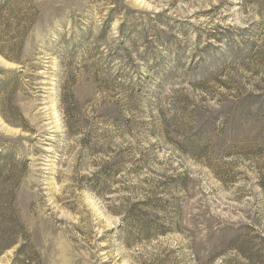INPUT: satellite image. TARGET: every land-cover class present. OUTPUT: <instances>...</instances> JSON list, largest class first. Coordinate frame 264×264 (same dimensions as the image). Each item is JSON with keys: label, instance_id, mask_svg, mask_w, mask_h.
<instances>
[{"label": "rangeland", "instance_id": "374dc122", "mask_svg": "<svg viewBox=\"0 0 264 264\" xmlns=\"http://www.w3.org/2000/svg\"><path fill=\"white\" fill-rule=\"evenodd\" d=\"M0 3L4 41L32 20L0 54L30 257L264 264V0Z\"/></svg>", "mask_w": 264, "mask_h": 264}, {"label": "trees", "instance_id": "16d2710c", "mask_svg": "<svg viewBox=\"0 0 264 264\" xmlns=\"http://www.w3.org/2000/svg\"><path fill=\"white\" fill-rule=\"evenodd\" d=\"M4 6L6 3H0V11L3 10ZM15 19L16 29L24 31L13 32L15 35L5 41L2 38L3 34L0 33V43L3 41L13 47L7 51L0 48V54L7 60L16 63L19 61L20 47L27 32L25 29L29 27L32 20L24 15L15 17ZM24 166L25 161L15 158L10 144H6L3 151L0 150V257L6 250L16 247L15 264H43L39 256L30 257L28 255L27 247L30 245L28 232L19 220L18 211L15 207V195L21 184Z\"/></svg>", "mask_w": 264, "mask_h": 264}]
</instances>
